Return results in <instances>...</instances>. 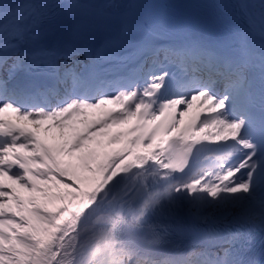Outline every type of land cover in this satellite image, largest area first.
Returning <instances> with one entry per match:
<instances>
[{
    "label": "snow or ice",
    "instance_id": "6c2138e0",
    "mask_svg": "<svg viewBox=\"0 0 264 264\" xmlns=\"http://www.w3.org/2000/svg\"><path fill=\"white\" fill-rule=\"evenodd\" d=\"M209 7L221 20L235 11L247 25L231 26L242 49L249 35L264 49V0ZM175 8L137 0H0V116L45 107L22 103L41 96L62 94L67 103L107 77L142 69L149 55L167 60L169 52L204 46L193 39L197 16Z\"/></svg>",
    "mask_w": 264,
    "mask_h": 264
},
{
    "label": "bare ground",
    "instance_id": "6f19581e",
    "mask_svg": "<svg viewBox=\"0 0 264 264\" xmlns=\"http://www.w3.org/2000/svg\"><path fill=\"white\" fill-rule=\"evenodd\" d=\"M117 2L123 3L124 0H117ZM175 74L179 75L181 71H177ZM147 87L149 92H158L166 95L178 94L177 89L173 91L172 89L169 90L162 87L156 76L151 77ZM185 89L188 91L189 87ZM191 91L189 89V92ZM200 97H202L201 94L195 97L193 95H189L188 97L184 96L179 102L176 101L171 108L165 107L164 104L158 101H152L150 105H137L133 112V120L128 122L123 129H117L113 132L112 136L117 135L119 132L123 133L121 144L113 151H106L101 158V165L107 170L106 175L108 174L107 176L113 177V185L128 186L125 197L122 199L116 198L111 192V189L107 187L108 179H106L99 186V196L92 201L83 200L79 194L74 200L71 198L63 199L60 203L53 205L48 216L43 219L40 245L35 249L32 248V252L39 247L42 248L43 245L48 246L46 250L48 253H52L64 251L68 244H76L78 249L77 254H84L97 241L110 242L108 230L97 227L94 224L95 218L101 213L110 212L122 217L132 218L138 223L154 222L157 219L193 220L201 217L186 211H179L175 215L148 214L142 217L138 211L139 206L132 204V197L138 191L136 187H139V180L137 179L139 175H143L150 180L154 184L155 189H163L173 184V175L168 172L162 152L169 140H173L185 133L187 130L185 121L189 111L194 108H201V106H198ZM205 102H210V100L205 99ZM75 106L79 107L85 115L81 124L76 127L78 129V134L76 135L77 141L79 140V134L88 133L90 129L97 125H100L99 131H105L115 122V119L121 118V114L126 113V115L130 116L127 107L117 98L110 101H100L97 105H84L80 101L79 103L66 104L59 110L58 116L67 115V112L71 111ZM180 107H185V109L180 111ZM208 108H214L215 114L220 115L218 106H213L210 102L207 106ZM139 110L142 113L139 116H135V111ZM155 111H159V113L153 115ZM3 115L5 118L0 116V172L5 177L7 175L6 173H13L12 169L15 165H18V169H26L31 181H35L31 174H54L57 173V170H62L59 157L60 144L53 143L52 128L46 132L39 131L33 124L17 117V115L15 118V114L13 113L9 112ZM74 116L75 113L68 114L64 122L68 123ZM226 125L228 124L226 123ZM26 132L34 133L32 141L24 140L23 135ZM228 134V137L222 138L223 140L221 142L228 144L230 147V153L226 161L234 157L236 150L240 148L239 143L242 141L241 138L236 136L237 132L235 134L228 132ZM12 135L15 138H12ZM14 143H19V148H15ZM31 143H34V145H31ZM30 146H33V148L28 152L25 151ZM146 160L149 162H146ZM125 168H131V170L135 171L130 180H127L123 175L122 171ZM213 168L215 166H208L207 171L209 174ZM227 168L229 169L228 173L226 172L227 176H216L215 179L221 183L224 178H227L230 186L233 184L238 185L228 190L224 185H213L206 182V185H200L199 192L210 191L204 196V199L207 201L213 198L214 193L223 194L224 191H227V198L219 201L216 206V209L219 211L230 203L234 198L233 195L238 193V191H242L246 199L243 203L236 201L233 204V209L238 210L237 213L234 214L231 210H222L223 212L215 219L204 217L203 221L210 222L211 220H218L219 222L227 223L230 221L235 222L237 219L249 220L255 218L264 221V193L257 192L255 194L248 190H242L241 186H244V183L238 177L239 169L232 170L230 169V165H227L224 172L227 171ZM156 178L159 180L155 181ZM4 186L5 178L0 179V190ZM172 191L176 192L177 189L173 187ZM187 192H191L193 195L199 193L194 186L183 187L177 193L185 195ZM5 198H7V194L0 193V201H3ZM255 203L257 208L254 206ZM258 207H261L262 210L259 211ZM8 214V208H0V230L2 232H4L1 227L2 219ZM39 259L40 256L36 253L33 257V263L36 264Z\"/></svg>",
    "mask_w": 264,
    "mask_h": 264
},
{
    "label": "rangeland",
    "instance_id": "374dc122",
    "mask_svg": "<svg viewBox=\"0 0 264 264\" xmlns=\"http://www.w3.org/2000/svg\"><path fill=\"white\" fill-rule=\"evenodd\" d=\"M175 101L174 97H170L165 102V107L171 108ZM97 102L94 100L91 103ZM179 109L182 111L185 107H180ZM84 116L82 118H74L73 121L75 122L71 120V123L67 125L60 124L55 117H49V119L44 117L33 121L40 130L48 131L52 128V140L60 144L61 171L57 170V173L50 174L46 179L41 180L39 178L35 179V181L29 179L28 171L24 168L20 169L17 174L7 177L0 173V179L5 178V186L0 190V193L7 194V198L0 201V208H8L9 210V214L2 219L1 223L4 232L0 230V254H2L1 251H3L10 239L17 247L16 258L23 264H34L33 257L36 253L40 256L36 264H90L95 258H104L105 264L108 263L110 259L108 250H99L97 244H93L91 249L84 254H77L76 244H68L64 251H56L54 253H48L46 251L48 246L46 247V245H43L42 248L39 247L40 249L38 248L34 252L31 250L40 245L41 224L44 221L43 219L48 216L53 205L67 198L74 200L78 194L83 200L90 201L88 199V191H96L99 189L101 182L106 179H108L107 187L111 189L116 198H124L128 190L127 185L120 186V188L113 185V177L106 175L107 170L101 165V158L106 151H113L121 144L123 133L119 132L117 135L112 136L113 132L117 129H123L133 119V116L131 115L129 119H124L121 123L112 124L105 132H97L90 139H85L74 147L72 141L77 130L76 127L81 124ZM229 128L221 126V130ZM30 150L31 148L26 149V151ZM122 172L126 179H131L134 173L128 168L123 169ZM77 176H85L87 181L75 183L71 180V178ZM137 177L139 187H136L138 191L132 197V204L137 205L141 200V203L138 204V206L140 205L138 211L142 217L153 213L175 215L181 210L192 212L196 215L217 217L226 210L237 212L238 210L233 209V204L236 201L241 202L240 197L244 196L242 191H238V193L233 195L234 198L230 203L222 209L223 211H219L216 206L219 201L227 198V191H224L223 194L214 193L213 198L206 201L204 196L210 192L209 190L201 191L198 195L188 193L180 195L177 191H171L170 187L164 188V190H157L143 175ZM199 184L200 180L196 179L195 181L172 187L195 186L200 191L198 188ZM229 190L231 189L229 188ZM242 190H246L245 185ZM34 194L38 195L35 196ZM114 263L124 264V261Z\"/></svg>",
    "mask_w": 264,
    "mask_h": 264
},
{
    "label": "trees",
    "instance_id": "16d2710c",
    "mask_svg": "<svg viewBox=\"0 0 264 264\" xmlns=\"http://www.w3.org/2000/svg\"><path fill=\"white\" fill-rule=\"evenodd\" d=\"M79 181L84 182L87 181V179L85 176H79ZM8 246L9 248H5L2 264H20V262L16 259L15 255H12V252L15 250V246L13 244H9Z\"/></svg>",
    "mask_w": 264,
    "mask_h": 264
}]
</instances>
